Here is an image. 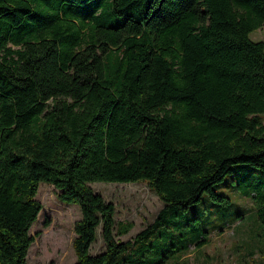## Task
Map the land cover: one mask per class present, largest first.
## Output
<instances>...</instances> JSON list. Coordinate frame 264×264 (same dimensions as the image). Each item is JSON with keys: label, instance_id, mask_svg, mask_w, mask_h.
Wrapping results in <instances>:
<instances>
[{"label": "trees", "instance_id": "16d2710c", "mask_svg": "<svg viewBox=\"0 0 264 264\" xmlns=\"http://www.w3.org/2000/svg\"><path fill=\"white\" fill-rule=\"evenodd\" d=\"M263 25L264 0H0V264H27L41 182L79 206L75 264H166L154 248L188 206L264 170ZM93 182L146 184L163 208L122 242ZM178 238L179 259L206 242Z\"/></svg>", "mask_w": 264, "mask_h": 264}, {"label": "rangeland", "instance_id": "374dc122", "mask_svg": "<svg viewBox=\"0 0 264 264\" xmlns=\"http://www.w3.org/2000/svg\"><path fill=\"white\" fill-rule=\"evenodd\" d=\"M249 38L264 43V25L252 31ZM259 120L264 125V114H259ZM89 186L113 204L116 224H131L128 234L117 237L122 242L133 240L163 208L160 199L143 183L93 182ZM212 191L227 202L214 201L203 193L176 219L183 228L174 233V227H170L171 236L160 237L152 256L166 257V264H264V228L257 213V202L264 195V170L234 167L212 186ZM35 199L41 210L29 231L33 242L27 264H75L72 242L74 225L80 219L79 206L59 201L55 188L44 182L39 183ZM198 235L206 242L193 247L181 259L179 253L172 254L170 247L178 250L182 245L179 236L190 241ZM103 248L98 230L90 253L98 254Z\"/></svg>", "mask_w": 264, "mask_h": 264}]
</instances>
